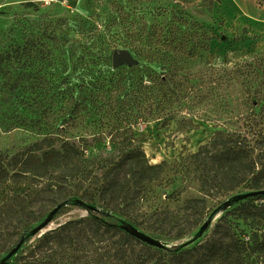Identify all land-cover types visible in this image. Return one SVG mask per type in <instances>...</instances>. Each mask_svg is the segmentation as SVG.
<instances>
[{"label": "rangeland", "instance_id": "374dc122", "mask_svg": "<svg viewBox=\"0 0 264 264\" xmlns=\"http://www.w3.org/2000/svg\"><path fill=\"white\" fill-rule=\"evenodd\" d=\"M29 1L35 9L24 6ZM255 2L258 9H264V2ZM180 13L212 27L214 34L206 32L211 41L209 51L199 50L204 57L176 75L177 80L189 78L192 92L181 93L178 102L172 99L159 108L158 96L139 90L142 77L150 79L153 72L161 71L157 56L150 57L154 50L140 36ZM249 22L232 0H0V56L26 41L36 44L34 57L9 66V72L6 66L0 67V154L15 155L35 143L44 150L48 145L59 149L68 143L90 161L83 176L68 180L58 192L61 206L46 232L71 220L96 216L131 225L168 248L197 237L191 247L209 237L218 217L231 205L217 213L215 209L244 189L207 198L200 224L173 239L180 228L195 220L185 202L202 197L198 165L191 155L217 131L243 134V124L249 122L264 129V76L232 78L227 74L245 63L264 65V22ZM122 49L131 53L135 64L114 68L111 54ZM170 50L185 57L181 50ZM259 147L256 153L263 155L254 156L264 163V142ZM129 150L143 151L147 162L161 164L163 172L144 185L139 198L130 195L124 200V215L103 206L97 190L109 165ZM46 184L41 179L20 189L32 196L36 188L48 197ZM84 191L92 192L94 200H82ZM65 195L82 200L84 206L64 203ZM41 197L45 202V195ZM43 212L31 227L47 217L49 211ZM207 221L208 227L200 234V226ZM39 237L24 242L9 263L20 264V257ZM84 241L83 249L89 251V242ZM52 250H46L43 264L58 257V247Z\"/></svg>", "mask_w": 264, "mask_h": 264}, {"label": "trees", "instance_id": "16d2710c", "mask_svg": "<svg viewBox=\"0 0 264 264\" xmlns=\"http://www.w3.org/2000/svg\"><path fill=\"white\" fill-rule=\"evenodd\" d=\"M258 1V4L264 2ZM24 6L36 8L30 1ZM207 31L214 34L210 26L190 21L183 14H173L167 23L153 25L145 36H140L154 50L150 57L157 56L161 71L153 72L150 79L142 77L139 90L158 96L162 100L159 108L172 99L178 102L181 93L192 92L189 78L177 80L176 75L187 64L204 57L200 49L209 51L211 37ZM35 45V42L26 41L23 46L1 55L0 67L6 66L9 72V66L23 58L34 57ZM159 45L163 48L159 49ZM173 47L177 52L181 50L185 57L174 55L170 50ZM227 74L232 78H248L252 74L264 76V65L245 63ZM145 80L151 84L150 90ZM175 89L178 92L175 93ZM261 100L264 101L263 98ZM248 119L246 117L245 120ZM243 125V134L217 131L208 144L191 155L192 162L198 165L202 197L185 202V209L194 212L195 220L188 227L180 228L173 239L181 238L200 224L207 198L215 199L239 188L244 189L243 194L233 195L238 198L218 217L209 237L203 242L191 247L188 244L156 248L133 237L125 229L131 225L89 216L65 222L42 234L28 253L20 257V264L45 263L46 250H52L53 246L58 247V257H50V264H264V163L254 156L263 155V152H256L264 142V129L258 128L254 122ZM48 146L50 148L44 150L35 143L15 155L0 154V264H10L8 254L19 243L22 245L32 237L34 227L31 224L38 222L37 216L41 218L43 210L49 214L58 207V192L61 194L65 189L64 184L83 176L89 167V159L68 143H63L59 149ZM35 152L41 154L36 155ZM162 172V165H150L143 151L129 150L104 172L97 190L98 199L106 208L125 215L127 207L124 200L130 195L139 198L144 185L158 179ZM41 179L47 181V190L51 193L48 197L43 190L36 188L32 196L20 189L21 185ZM41 195H45V202L40 201ZM72 198L65 195L62 200L67 204L84 206L82 200L93 201L94 195L84 191L80 195L82 200ZM85 207L93 210L89 205ZM84 239L89 242V251L83 249Z\"/></svg>", "mask_w": 264, "mask_h": 264}, {"label": "water", "instance_id": "95a60500", "mask_svg": "<svg viewBox=\"0 0 264 264\" xmlns=\"http://www.w3.org/2000/svg\"><path fill=\"white\" fill-rule=\"evenodd\" d=\"M135 64V60L133 58V56L131 55V53L126 50V49H122V50H114L111 54V65L112 67L116 68L118 66L121 65H127V66H132ZM238 197H232V199L226 200L224 201L222 204H220L214 211V213H217L218 211H220L221 209L228 207L230 205H232V203L235 201V199H237ZM61 206V205H60ZM56 207L54 208L48 215L47 217L41 222L39 223L36 227H34V229H32V236L35 235H39L41 236L42 234H44L46 232V228L47 226L50 224L52 217L54 216V214L57 212L58 208L60 207ZM209 221H207L206 223H204L201 228H200V234L203 233V231L208 227L209 225ZM125 229L136 239H138L139 241L156 247V248H168L167 246H165L164 244H162L160 241L151 238L150 236L142 233L141 231H139L138 229H136L135 227L132 226H127L125 227ZM197 237H193L190 240H186L183 243H181L180 245H188L191 242H193ZM21 243H19L7 256V258H10L13 254L16 253V251L19 249Z\"/></svg>", "mask_w": 264, "mask_h": 264}, {"label": "crops", "instance_id": "0c3cea01", "mask_svg": "<svg viewBox=\"0 0 264 264\" xmlns=\"http://www.w3.org/2000/svg\"><path fill=\"white\" fill-rule=\"evenodd\" d=\"M232 2L240 14L250 21L249 23L264 22V9H258L255 0H232Z\"/></svg>", "mask_w": 264, "mask_h": 264}]
</instances>
